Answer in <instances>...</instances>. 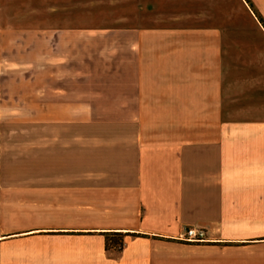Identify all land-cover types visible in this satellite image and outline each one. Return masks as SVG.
<instances>
[{"label": "crops", "instance_id": "0c3cea01", "mask_svg": "<svg viewBox=\"0 0 264 264\" xmlns=\"http://www.w3.org/2000/svg\"><path fill=\"white\" fill-rule=\"evenodd\" d=\"M212 1L154 0L139 10L142 19L158 17L151 2L170 4L177 10L168 19L194 21L210 19ZM237 2L258 26L257 38L225 42L223 61L209 70L210 83L221 93L202 114L216 115L214 122L169 120L184 112L179 104L184 83L167 72L93 75L86 2L52 0L45 16L33 12L35 26L0 28V55L9 49L28 52L22 63L3 62L2 72L30 71L17 80L30 83L23 92H0V186L14 179L16 195H30L31 213L40 218L29 228L15 224L8 232L6 188H0V264H88L111 256L105 239L115 234L125 245L132 237L176 240L188 227L205 229L207 236L239 240L247 235L249 215L262 212L264 205V27L259 21L264 23V0ZM202 6L207 10L200 15ZM114 31L134 34L139 40L130 50L143 57L157 49L140 37L162 30ZM135 63L145 66L146 59ZM151 83L160 86L156 97L144 86ZM191 83L199 84V75ZM169 85L176 90L173 97ZM173 99L176 111H169ZM20 111H31V135L18 134L15 160L26 151L31 172L10 175L6 165L14 159L4 151L3 137L9 128L23 132V120L15 119L14 127L6 122ZM17 202L21 208H15V218L24 213L22 201ZM23 239L48 247L7 251ZM93 239L95 247H89Z\"/></svg>", "mask_w": 264, "mask_h": 264}, {"label": "rangeland", "instance_id": "374dc122", "mask_svg": "<svg viewBox=\"0 0 264 264\" xmlns=\"http://www.w3.org/2000/svg\"><path fill=\"white\" fill-rule=\"evenodd\" d=\"M51 1L0 0V28L22 29L35 26L31 20L33 12L39 11L40 14L36 13V15L45 16L44 13H47V6H49ZM81 1L82 5H84V2L87 4V26L90 30L88 59L91 61L89 63V71H92L93 75L103 72L100 75L108 74L125 77L130 75L129 71L135 74L137 69L140 70L141 74L150 73L152 76L159 77L161 73L167 72L169 77H173V80L177 79L184 83L180 93L181 98L179 99V104H181L182 108L180 111L184 112L182 115H175L174 113L173 116L169 117V120L176 119L183 123L197 122V120L200 122H214L216 120V115L202 114V111H207L209 106H214V100L221 93L217 85L210 83L209 70L223 61L225 42L245 41L252 43L257 38L254 33L258 31V26L237 0H213L207 6L211 14L210 19L200 18L194 21L168 19L167 15L175 13L176 6L174 5V8L170 4L168 6L155 5L153 2H151V8L156 10L158 17L152 16V18L142 19L143 15L140 13L143 10L139 9L144 7V4L148 1L154 0ZM139 1L141 2L140 5H138ZM204 8L205 6L200 8V15L206 12L205 10L207 9ZM252 11L259 16L253 7ZM40 21L42 22V20ZM41 24L37 22L36 26ZM148 27L162 31H158L157 34H147L140 37L145 43L151 44L154 49H157L144 53L143 57L138 52L130 50L131 46L136 43L135 39L139 40L134 34L114 31V29H143ZM239 30H242V35H234ZM207 31L215 32L207 34ZM193 32H195V35L192 34ZM182 33L189 34L182 35ZM27 53L24 48H19V50L9 49L5 54L0 55V66L5 61L15 64L22 63L27 58ZM140 58L146 59L145 66L141 65L139 67L135 63ZM102 60L104 61L101 62ZM2 71L3 68H0V92L20 94L25 87L30 86V83H17L19 78H25V74L30 75L28 68L14 67L8 68L4 73ZM197 75H199V84H192V77ZM5 79L9 82H5ZM10 80H14V82L11 84ZM144 86L147 87V90L152 95L156 93L159 95V84L151 83ZM175 91L169 85V96L173 97ZM197 96H199V100L196 99ZM153 97L156 96L154 95ZM175 102L176 100L173 99L169 103V111H176L174 108ZM193 108L194 111H201V113L192 116L191 111H193ZM20 112L21 115L19 117H16V114L10 115L6 122L13 126V124L18 123L15 119L23 120V132L19 131L16 133L15 128H9V131H11H8L7 136L3 137V140H5L4 145L6 146L4 151H8L9 156L14 159L12 163L6 165V173L10 175L15 173L28 175L31 172L30 158L26 156L28 154L26 151L23 159L15 160L16 142L19 139L18 134H24L27 137L31 135V111ZM3 181L5 182V180ZM6 182L7 184L0 186V188H6V191H2L8 204L7 230L11 232L16 227L15 224H23L24 229L29 228L34 219H38V217H33L31 213V196L16 195L17 185H15L16 181L14 179ZM24 182L30 184L31 180H25ZM18 200L23 203L24 213H22V217L15 218V208H21L20 203L17 202ZM55 218L51 214L50 219L55 221L57 220ZM246 232L247 235L245 237L242 236L244 238L239 240H237L238 238L206 235L207 241L198 244H189L158 237H132L127 240L129 242L125 245L122 236L111 235L105 239V241H108V246L117 248V243L122 241L121 250H112L114 252L111 256L103 259H89L88 264H264V205L262 212L249 215ZM72 246L76 247L77 245L73 244ZM90 246L95 247L94 239L90 242ZM47 247V243H33L30 240L23 239L12 243V245L10 244L7 251L29 252L33 249H46ZM29 262L32 261L30 260Z\"/></svg>", "mask_w": 264, "mask_h": 264}, {"label": "built area", "instance_id": "2783aa9c", "mask_svg": "<svg viewBox=\"0 0 264 264\" xmlns=\"http://www.w3.org/2000/svg\"><path fill=\"white\" fill-rule=\"evenodd\" d=\"M206 231L202 228L188 227L185 228L176 238L180 242L189 244H198L207 241Z\"/></svg>", "mask_w": 264, "mask_h": 264}, {"label": "trees", "instance_id": "16d2710c", "mask_svg": "<svg viewBox=\"0 0 264 264\" xmlns=\"http://www.w3.org/2000/svg\"><path fill=\"white\" fill-rule=\"evenodd\" d=\"M259 21H260V23L263 25V27H264V23L262 22V20H260L259 19ZM113 236H118V237H121V235H117V234H115V235H113ZM121 243H122V241H119L117 244H118V247L116 248V247H109L108 246V241H105V248L106 249H113V250H116V251H120L121 250Z\"/></svg>", "mask_w": 264, "mask_h": 264}]
</instances>
